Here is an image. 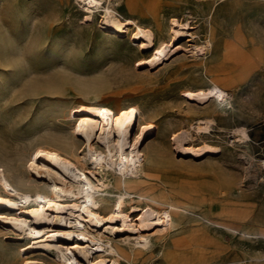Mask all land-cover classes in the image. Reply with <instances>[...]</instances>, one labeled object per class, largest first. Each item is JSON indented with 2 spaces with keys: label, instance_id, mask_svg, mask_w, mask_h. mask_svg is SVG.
Segmentation results:
<instances>
[{
  "label": "rangeland",
  "instance_id": "1",
  "mask_svg": "<svg viewBox=\"0 0 264 264\" xmlns=\"http://www.w3.org/2000/svg\"><path fill=\"white\" fill-rule=\"evenodd\" d=\"M103 2L122 21L152 30L156 44L179 28L173 20L193 36L179 40L164 63L147 67L141 60L153 50L139 48L135 26L122 36L108 32L100 15L86 17L82 0H0V169L33 191L27 163L43 147L93 171L74 134V110L130 109L154 127L140 144L147 173L125 184L110 170V201L100 205L113 206L126 193L134 222L136 206L177 209L172 227L155 232L148 247L131 249L122 242L126 231L107 234L128 256H117L119 264H264V0ZM205 44L206 55L191 50ZM214 84L226 89L229 104L189 98ZM200 123L208 129L199 131ZM133 132L131 140L137 127ZM11 229L0 224V264L56 260L26 251L27 236Z\"/></svg>",
  "mask_w": 264,
  "mask_h": 264
},
{
  "label": "bare ground",
  "instance_id": "2",
  "mask_svg": "<svg viewBox=\"0 0 264 264\" xmlns=\"http://www.w3.org/2000/svg\"><path fill=\"white\" fill-rule=\"evenodd\" d=\"M82 1L87 3L86 17L91 19L100 15L103 27L108 32L122 36L128 32L127 26H135L133 38L143 39L139 48L153 50L148 58L141 60L142 66L152 67L164 63L176 50L179 40L193 36L185 30L187 24L173 20L179 28H174V34L168 41L156 44L152 30L141 27L135 20L122 21L113 4L105 5L103 0ZM209 45H196L191 50L194 54L206 55V47ZM189 98L197 101L214 99L221 105L231 102L226 89L219 84L190 93ZM73 117L76 119L74 134L84 142L87 156H90L91 164L94 165L93 171L89 170L84 161L82 163L74 157L43 147H38L27 163V170L32 177L27 185L33 186V191L18 188L0 169V224L27 236L25 248L29 253L42 251L56 256L53 262L45 260L43 255L29 256L24 258V264H119L117 256L124 259L128 256L122 248L113 245L107 234L129 232V236L122 242L133 249L138 245L141 248L152 245L155 232H164L172 227L174 213L171 210L177 209L172 204L168 206L170 209H158L150 204L143 208L136 206L140 216L135 222L131 220L132 214L127 208L126 193L119 192L113 206L100 205V201H110L104 196V193H109V186L104 180L110 170H115L117 177L125 184L147 173V157L140 144L154 127L140 122V117L130 109L119 108L115 111L102 104L79 105ZM136 127V135L131 140L129 137ZM206 129L207 126L201 123L198 125L199 131ZM242 134L243 138L247 136L245 132ZM87 156L83 158L86 160ZM21 183L26 182L21 178ZM8 189L14 194L8 193ZM66 197L76 199L63 200ZM117 222H121V228ZM74 235L81 241L76 242ZM162 235L159 234L160 237ZM132 237L134 240H131ZM30 239L34 242L31 243ZM72 239L73 245H70ZM174 264L194 263L177 260Z\"/></svg>",
  "mask_w": 264,
  "mask_h": 264
}]
</instances>
